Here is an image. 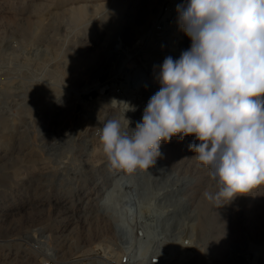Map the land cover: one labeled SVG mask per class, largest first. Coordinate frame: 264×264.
<instances>
[{"label":"rangeland","instance_id":"obj_1","mask_svg":"<svg viewBox=\"0 0 264 264\" xmlns=\"http://www.w3.org/2000/svg\"><path fill=\"white\" fill-rule=\"evenodd\" d=\"M184 2L0 0V264H264V190L208 201L193 135L148 170L103 152L104 123L134 129L190 47Z\"/></svg>","mask_w":264,"mask_h":264},{"label":"clouds","instance_id":"obj_2","mask_svg":"<svg viewBox=\"0 0 264 264\" xmlns=\"http://www.w3.org/2000/svg\"><path fill=\"white\" fill-rule=\"evenodd\" d=\"M177 25L190 39L159 67V91L125 131L99 130L109 170L152 168L161 142L193 135L192 157L208 169L217 206L264 190V0H185ZM129 123V121H128Z\"/></svg>","mask_w":264,"mask_h":264},{"label":"bare ground","instance_id":"obj_3","mask_svg":"<svg viewBox=\"0 0 264 264\" xmlns=\"http://www.w3.org/2000/svg\"><path fill=\"white\" fill-rule=\"evenodd\" d=\"M13 6V5H12ZM4 15V14H3ZM10 183V179H9V177H8V175L7 174H4V175H2V177H1V179H0V184H9ZM4 186V185H3ZM117 204V203H116ZM118 207V206H117ZM121 207V206H120ZM207 207H208V205H207ZM116 210V209H115ZM119 210V209H118ZM142 212V211H141ZM122 214L125 216H129V214H128V212H125V210L124 211H122ZM142 218V217H141ZM119 221V220H118ZM125 221V220H124ZM120 222V221H119ZM126 222V221H125ZM128 226V225H127ZM131 230V229H130ZM243 259V258H242ZM241 259V260H242Z\"/></svg>","mask_w":264,"mask_h":264}]
</instances>
